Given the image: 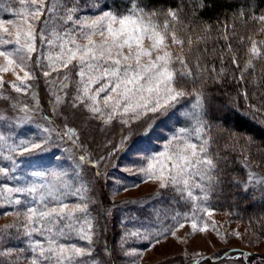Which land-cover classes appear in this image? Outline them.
<instances>
[{
	"label": "snow or ice",
	"instance_id": "6c2138e0",
	"mask_svg": "<svg viewBox=\"0 0 264 264\" xmlns=\"http://www.w3.org/2000/svg\"><path fill=\"white\" fill-rule=\"evenodd\" d=\"M215 7L0 0V216L14 217L0 264H142L169 238H241L221 232L212 202L264 201V148L228 123L239 114L264 128V41L237 31L264 32V5L241 0L214 24L204 14ZM140 184L155 188L148 204L115 203ZM183 257L221 259L187 247Z\"/></svg>",
	"mask_w": 264,
	"mask_h": 264
},
{
	"label": "rangeland",
	"instance_id": "374dc122",
	"mask_svg": "<svg viewBox=\"0 0 264 264\" xmlns=\"http://www.w3.org/2000/svg\"><path fill=\"white\" fill-rule=\"evenodd\" d=\"M264 37V32H258L255 35L256 40ZM5 79H11L6 75ZM117 176V174L115 173ZM131 180L130 184L136 181ZM111 183V180L109 181ZM155 188L151 184H140L138 188H131L129 191L120 193L115 203L120 204L123 201H142L144 204H148L146 199L152 197ZM3 209H0L2 212ZM217 221V226L221 229V232L225 235L230 234L233 230L241 233V238L229 236L227 242L221 241L211 230L206 233H198L189 239L187 245L177 243L174 239L169 238L165 242L157 245L151 251H147L144 254L142 264H188L184 260L183 253L185 247L189 255L200 252L206 257H221L219 264H240L239 254L243 253L247 256L246 260H243V264H264V237L258 231L254 230L245 222L237 221L232 216L226 213H219L214 211L212 217ZM14 217L12 216H0V229L5 225L13 223ZM189 231L186 227L178 232V235L184 237ZM120 232V227L116 222V218L111 221L110 231L108 235L109 243L115 242ZM259 237V239L257 238ZM227 253V256L221 254ZM207 264V261H205Z\"/></svg>",
	"mask_w": 264,
	"mask_h": 264
},
{
	"label": "trees",
	"instance_id": "16d2710c",
	"mask_svg": "<svg viewBox=\"0 0 264 264\" xmlns=\"http://www.w3.org/2000/svg\"><path fill=\"white\" fill-rule=\"evenodd\" d=\"M109 2H111V0H109ZM117 2H119V0H117ZM240 2L241 0H215L216 7L211 12L205 13L204 17L205 19H210L214 24L217 17H219L221 22H223L230 16L235 5ZM256 3L259 5H264V0H256ZM257 27L258 26L255 24H249L247 27H242L238 24L237 31L245 38H247L249 34H254L253 38L256 40L255 35L258 33ZM260 41H264V37L260 36L257 42ZM219 43L220 45H223L222 40L219 41ZM228 91L233 95L235 94L232 88H229ZM221 100H226V97L221 96ZM241 103H243V101H241ZM228 123L243 134L252 137V139L255 141L256 147L264 148V128L252 122L250 119L240 116L239 114L230 115L228 118ZM233 167L238 177L240 179H244V170L238 165H234ZM116 174L118 177H122L124 175L120 172H116ZM131 180L135 179L133 177H128L126 183L131 185ZM212 207L214 211L219 213H232L230 216H232L234 220L247 223L249 226H251V228L258 231L264 237V227L261 226V222L258 220L259 217L264 216V201L259 199L251 200L249 198H241L236 200L221 199L219 201H213ZM128 209L129 214L135 211V209H133L131 206H128ZM138 214L140 216L146 215V213L143 211L139 212ZM120 215H122V213L117 210L116 222L118 225Z\"/></svg>",
	"mask_w": 264,
	"mask_h": 264
}]
</instances>
